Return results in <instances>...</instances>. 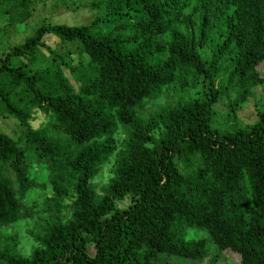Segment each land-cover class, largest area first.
Masks as SVG:
<instances>
[{
    "label": "trees",
    "instance_id": "obj_1",
    "mask_svg": "<svg viewBox=\"0 0 264 264\" xmlns=\"http://www.w3.org/2000/svg\"><path fill=\"white\" fill-rule=\"evenodd\" d=\"M46 2L0 0V14ZM59 2L94 15L43 14L0 48V264H206L225 248L264 264V108L212 123L217 100L235 115L264 80V0ZM192 226L208 237L186 239Z\"/></svg>",
    "mask_w": 264,
    "mask_h": 264
},
{
    "label": "rangeland",
    "instance_id": "obj_2",
    "mask_svg": "<svg viewBox=\"0 0 264 264\" xmlns=\"http://www.w3.org/2000/svg\"><path fill=\"white\" fill-rule=\"evenodd\" d=\"M52 1L47 0V2L39 6L31 17L22 22H17L13 24L6 23V14H0V48L11 44L15 41L23 39V37L32 32L36 24L40 20L41 15H47L54 20L76 22V21H88L93 17L94 13L89 7L83 4L72 3L66 5L59 2L57 5H52ZM261 74L264 77V68L261 69ZM236 91H232L230 97H234ZM213 107L216 109L212 123L218 130H224L231 128L236 125H243V122L252 121L257 118V113L259 110L264 108V80L253 87V92L248 96L244 102L241 104L239 109H237L236 114L228 111L227 98H220L217 100ZM2 122V119L0 120ZM7 130L10 132L18 131L17 126H14L12 120H5L3 123ZM111 164L112 159L103 165L101 171L93 178L94 182L97 184L98 192H101L108 177L111 175ZM7 175L10 178H14L13 173L10 169L6 170ZM42 196H37V201H41ZM128 199H124L120 202L123 206ZM31 223V219H26L16 225V229L19 232L21 242L19 244V251L22 254H27L31 251L34 246V240L26 234V228ZM185 238L193 239L195 237H208L206 229L203 227L192 226L185 230ZM208 258L201 261H194L188 257L178 256V255H161L159 261L163 264H205ZM239 254L229 248L216 250V258L211 262L206 264H238Z\"/></svg>",
    "mask_w": 264,
    "mask_h": 264
}]
</instances>
